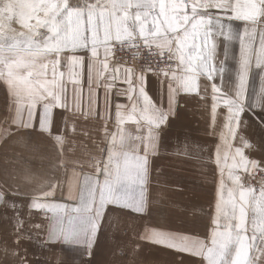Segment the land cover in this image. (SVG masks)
I'll return each mask as SVG.
<instances>
[{"label":"snow or ice","instance_id":"1","mask_svg":"<svg viewBox=\"0 0 264 264\" xmlns=\"http://www.w3.org/2000/svg\"><path fill=\"white\" fill-rule=\"evenodd\" d=\"M232 20L250 22L252 27L244 29V35L249 37L247 41L239 36L240 67L235 85L228 89L232 93L229 95L214 82L216 74L223 82L225 72L223 62L219 67L213 64L217 54L214 34L231 42L238 36L233 31ZM258 22L264 23V0H235V3L232 0H83L82 3L70 0H0V81L14 98L15 107L10 108L14 111L12 123L18 129H35L44 133L62 146L63 136L53 132L54 119H63L65 126L67 121L62 112L54 113V109L72 111V103L58 80V75L63 76L57 71L60 57L70 52L72 55L68 59L72 65L83 68V57L75 53L88 50L95 58L99 49L103 48V68L106 70L107 58L112 54L115 42L121 49H139L142 43L149 57L163 56L165 51L171 54L168 59H173L175 55L183 66V75L177 76L176 72H172L171 78L178 81L186 93L198 91L201 75L212 82L213 125L217 108L222 104L227 110L225 127L228 140L236 138L241 117L246 111L264 130V85L259 97L251 94L246 97L254 56L255 66L264 70V33L259 52L255 53L252 48V37ZM13 23H18L22 30L15 33ZM228 47L230 44L225 46V59L228 58ZM146 71L154 70L148 67ZM146 71L137 76L132 69H124L120 79L128 87L123 94L130 101L135 94L136 99L127 114L121 111L124 105L116 106L120 127L111 134V147L107 149L106 160L95 163L97 176H85L78 205L71 208L72 215L68 216L67 222L60 214L67 205L33 199L31 208L42 210L45 214L53 212L48 243L80 246L91 258L109 205L134 213L146 211L144 193L149 182V158L156 154L160 132L168 124L169 116L175 115V89L169 84L168 107L166 110L158 108L145 90ZM163 75L167 77L169 73L164 71ZM98 79H103V71L98 73ZM73 83L78 85L79 79L74 78ZM91 84L90 76V110L86 115L91 114L94 103ZM102 86L107 95L111 85L105 81ZM76 101L74 95L73 102ZM257 109L259 115L256 114ZM141 120L147 126L146 131L141 126ZM128 122L137 126L135 135L125 132L123 125ZM221 139L225 140L223 134ZM240 140L242 146L235 148L230 164L227 152L223 156L219 148L216 152L215 163L221 180L213 219L215 227L211 229L209 241L189 242L186 237L177 241L172 234L162 231H153L146 238L155 244L201 257L206 264H264V186L257 194L251 186L245 187L241 176L236 174L237 170L264 171V168H261V161L250 160L244 154L245 148L254 146L242 136ZM228 147L231 149L230 143ZM258 150L264 152V141ZM225 168L232 184L227 188L226 195ZM55 190L56 184L53 183L43 196L51 197ZM0 203H4L2 192ZM250 209L256 215L251 222L252 234L249 237ZM70 264H76L75 257Z\"/></svg>","mask_w":264,"mask_h":264},{"label":"crops","instance_id":"2","mask_svg":"<svg viewBox=\"0 0 264 264\" xmlns=\"http://www.w3.org/2000/svg\"><path fill=\"white\" fill-rule=\"evenodd\" d=\"M70 2L82 3L83 0ZM232 2L235 3V0ZM231 24L238 36L229 42L214 34L217 54L213 60L217 67L221 62L224 64L223 82L219 74H216L214 82L229 95L232 93L228 89L235 85L240 67L239 36L247 41L249 37L244 35V29L252 27L250 22L243 20H232ZM256 29L252 48L258 53L264 24L258 22ZM228 44V58L225 59V46ZM71 55L65 52L60 57L57 70L58 74L63 73L62 77L58 75V80L72 103V111L54 109V113L62 112L67 121L65 126L63 119H54L53 132L63 136L62 146L44 133L35 129H18L12 123L14 111L10 108L15 107L14 98L0 81V192L4 195V203H0V264H70L73 257L76 264H89V261L91 264H206L201 257L155 244L146 237L151 236L153 231H162L172 234L177 241L186 237L189 242L202 240L207 243L211 229L215 227L213 219L221 180L220 170L215 163L217 149H220L221 156L226 152L229 154L230 164L235 148L242 146V136L254 146L244 149L245 156L250 160L261 161V168H264V152L258 150L264 141V130L246 111L241 117L236 138L228 140L225 127L227 110L222 104L217 108L213 125L212 82L201 75L198 78V91L184 92L179 82L171 78L172 72H176L177 76L183 75V66L175 55L167 77L163 73L157 76L146 72L145 90L158 108L166 110L168 107L169 84L175 89V115L169 116L168 124L160 132L156 154L149 158V182L144 193L146 211L134 213L109 205L91 258L80 246L47 242L53 212L45 214L42 210L31 208L33 199L67 205L60 212L66 223L68 216L72 215L71 208L78 205L85 176L96 177V161L106 160L107 149L111 147V134L120 127L116 106L124 105L121 111L127 114L136 99L135 94L133 101L123 94L128 85L120 77L127 67L115 63L112 54L107 58L106 70L103 68V48L99 49L95 58L91 57L88 50L76 52L75 55L83 57V68L72 65L68 59ZM132 70L137 76L140 74ZM101 71L103 79H98ZM90 76L94 103L91 114L86 115L90 110ZM113 76L117 79L113 80ZM74 78L79 79L78 85L73 83ZM133 80L135 83V77ZM105 81L111 85L107 95L102 86ZM262 85L264 70L255 66L254 56L248 74L246 97L249 94L259 97ZM74 95L77 97L76 102H73ZM256 114H260L259 109ZM141 126L146 131L147 126L142 120ZM123 128L126 133L136 134L137 126L131 122L125 123ZM222 134L225 137L223 141ZM100 166L103 167V164ZM236 174L241 176L245 187L251 186L257 190V194L264 186V180L258 184L249 181L253 176L264 175V171L237 170ZM223 179L226 195L227 188L232 186L227 168ZM53 183L56 184L55 194L44 197L43 193ZM255 215L250 209L249 237Z\"/></svg>","mask_w":264,"mask_h":264},{"label":"built area","instance_id":"3","mask_svg":"<svg viewBox=\"0 0 264 264\" xmlns=\"http://www.w3.org/2000/svg\"><path fill=\"white\" fill-rule=\"evenodd\" d=\"M112 55L115 63L134 69L140 73L142 71H146L148 67H151L154 71L146 72L157 76L162 74L164 71H169L173 64V59H168V56L171 54L166 52L163 56L153 55L149 57L148 50L143 47L142 43L139 49L129 47L121 49L118 44L113 42ZM263 180L264 175H256L251 177L249 181L251 184H258Z\"/></svg>","mask_w":264,"mask_h":264},{"label":"rangeland","instance_id":"4","mask_svg":"<svg viewBox=\"0 0 264 264\" xmlns=\"http://www.w3.org/2000/svg\"><path fill=\"white\" fill-rule=\"evenodd\" d=\"M12 27H13V29H15V33H18L22 30L18 23H13ZM41 31H43V30H41Z\"/></svg>","mask_w":264,"mask_h":264}]
</instances>
